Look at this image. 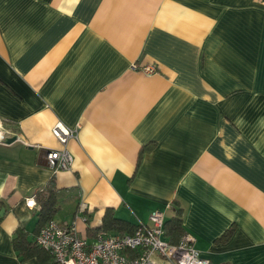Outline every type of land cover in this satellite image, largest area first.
<instances>
[{"label":"crops","instance_id":"obj_1","mask_svg":"<svg viewBox=\"0 0 264 264\" xmlns=\"http://www.w3.org/2000/svg\"><path fill=\"white\" fill-rule=\"evenodd\" d=\"M58 122L78 131L53 172ZM0 132V264H40L13 238L51 180L89 242L120 234L107 209L181 208L209 264H264V0H0Z\"/></svg>","mask_w":264,"mask_h":264},{"label":"built area","instance_id":"obj_2","mask_svg":"<svg viewBox=\"0 0 264 264\" xmlns=\"http://www.w3.org/2000/svg\"><path fill=\"white\" fill-rule=\"evenodd\" d=\"M136 64L131 69H137ZM145 74H153V64L141 67ZM77 128H70L60 122L51 129L52 135L61 147L46 148L45 162L53 172L72 167L73 157L67 149V142L77 138ZM5 135L0 132V143ZM30 206H35L32 200ZM32 204V205H31ZM83 209V205L81 206ZM165 214L154 210L148 215L147 224H138L134 233L103 234L99 233L89 242L86 236L79 233L75 223L59 224L51 220L43 225L35 242L47 250L58 264H209L208 260L192 245V238L184 235L175 243L165 238Z\"/></svg>","mask_w":264,"mask_h":264},{"label":"trees","instance_id":"obj_3","mask_svg":"<svg viewBox=\"0 0 264 264\" xmlns=\"http://www.w3.org/2000/svg\"><path fill=\"white\" fill-rule=\"evenodd\" d=\"M59 189L56 188L51 180L43 189L36 192L35 201L37 202V220L35 224V236H37L40 228L54 219L59 207L57 194ZM176 216L165 221V238L169 243H177L183 237V227L181 220V208H176ZM139 225L131 224L126 220L118 219L113 212L106 210L100 230H114L120 234L134 233ZM168 228V229H167ZM33 236V237H35ZM228 236V234L226 235ZM13 246L15 251L20 255L21 260H25L32 256H36L40 264H58L53 256L45 249L37 245L35 240L28 238V233L23 229H17L13 238ZM50 262V263H49Z\"/></svg>","mask_w":264,"mask_h":264},{"label":"water","instance_id":"obj_4","mask_svg":"<svg viewBox=\"0 0 264 264\" xmlns=\"http://www.w3.org/2000/svg\"><path fill=\"white\" fill-rule=\"evenodd\" d=\"M15 140H16L15 136L8 137V138L5 139L4 144L9 145V144L13 143ZM3 214H4V210L2 209L0 211V215H3Z\"/></svg>","mask_w":264,"mask_h":264},{"label":"rangeland","instance_id":"obj_5","mask_svg":"<svg viewBox=\"0 0 264 264\" xmlns=\"http://www.w3.org/2000/svg\"><path fill=\"white\" fill-rule=\"evenodd\" d=\"M60 212H61V209H60V211L58 212V214L56 215V218L58 217V215H61ZM81 227H82V226H81ZM81 227L79 228V231H80V233L82 232L81 234L84 235V229H85V228L83 229V227H82V228H81Z\"/></svg>","mask_w":264,"mask_h":264}]
</instances>
